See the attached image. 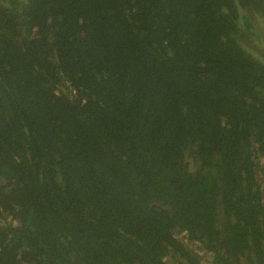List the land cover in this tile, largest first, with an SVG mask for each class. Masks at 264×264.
Returning a JSON list of instances; mask_svg holds the SVG:
<instances>
[{
	"label": "trees",
	"instance_id": "1",
	"mask_svg": "<svg viewBox=\"0 0 264 264\" xmlns=\"http://www.w3.org/2000/svg\"><path fill=\"white\" fill-rule=\"evenodd\" d=\"M254 17L264 0H0V264H264Z\"/></svg>",
	"mask_w": 264,
	"mask_h": 264
},
{
	"label": "rangeland",
	"instance_id": "2",
	"mask_svg": "<svg viewBox=\"0 0 264 264\" xmlns=\"http://www.w3.org/2000/svg\"><path fill=\"white\" fill-rule=\"evenodd\" d=\"M252 21L255 23L254 32L245 31L243 27H240L236 34V38L253 56L264 63V19L254 17ZM174 235L176 239L182 242L189 250L202 256L203 253L198 243L187 239L183 233L175 232ZM203 258L205 259V257Z\"/></svg>",
	"mask_w": 264,
	"mask_h": 264
}]
</instances>
